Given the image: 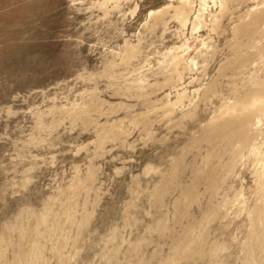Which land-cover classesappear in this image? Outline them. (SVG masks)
<instances>
[{
	"label": "rangeland",
	"instance_id": "374dc122",
	"mask_svg": "<svg viewBox=\"0 0 264 264\" xmlns=\"http://www.w3.org/2000/svg\"><path fill=\"white\" fill-rule=\"evenodd\" d=\"M0 264H264V0H0Z\"/></svg>",
	"mask_w": 264,
	"mask_h": 264
},
{
	"label": "bare ground",
	"instance_id": "6f19581e",
	"mask_svg": "<svg viewBox=\"0 0 264 264\" xmlns=\"http://www.w3.org/2000/svg\"><path fill=\"white\" fill-rule=\"evenodd\" d=\"M261 98V97H260ZM250 104V103H249Z\"/></svg>",
	"mask_w": 264,
	"mask_h": 264
}]
</instances>
